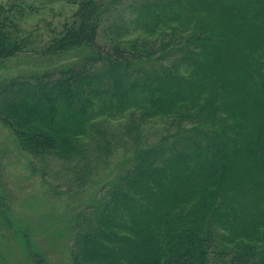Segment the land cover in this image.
Listing matches in <instances>:
<instances>
[{
  "label": "trees",
  "instance_id": "trees-1",
  "mask_svg": "<svg viewBox=\"0 0 264 264\" xmlns=\"http://www.w3.org/2000/svg\"><path fill=\"white\" fill-rule=\"evenodd\" d=\"M66 2L37 51L0 18V60L49 61L0 82V123L36 156L115 155L71 264H264V0Z\"/></svg>",
  "mask_w": 264,
  "mask_h": 264
},
{
  "label": "rangeland",
  "instance_id": "rangeland-1",
  "mask_svg": "<svg viewBox=\"0 0 264 264\" xmlns=\"http://www.w3.org/2000/svg\"><path fill=\"white\" fill-rule=\"evenodd\" d=\"M12 1L0 0V18H5L10 31L17 29L27 37L36 51L75 9L66 2L71 0H24L21 11H12ZM121 10L125 11L121 7L113 14ZM248 38L249 45L258 41L251 33ZM30 48L0 60V82L49 65L48 59ZM119 123L106 121L107 136H122ZM80 156L81 161H68L56 153L33 155L0 123V264H71L70 219L103 193L115 162V155L103 157L93 144Z\"/></svg>",
  "mask_w": 264,
  "mask_h": 264
}]
</instances>
